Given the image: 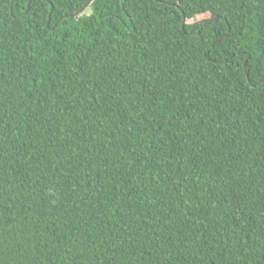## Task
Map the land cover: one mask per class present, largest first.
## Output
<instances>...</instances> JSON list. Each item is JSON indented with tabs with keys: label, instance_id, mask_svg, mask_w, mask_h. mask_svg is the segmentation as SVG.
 Returning a JSON list of instances; mask_svg holds the SVG:
<instances>
[{
	"label": "trees",
	"instance_id": "trees-1",
	"mask_svg": "<svg viewBox=\"0 0 264 264\" xmlns=\"http://www.w3.org/2000/svg\"><path fill=\"white\" fill-rule=\"evenodd\" d=\"M90 1L0 0V264H264V0Z\"/></svg>",
	"mask_w": 264,
	"mask_h": 264
},
{
	"label": "water",
	"instance_id": "water-1",
	"mask_svg": "<svg viewBox=\"0 0 264 264\" xmlns=\"http://www.w3.org/2000/svg\"><path fill=\"white\" fill-rule=\"evenodd\" d=\"M93 1H94V0H91V1L86 5L85 10L88 8V6H89ZM157 1H159V0H157ZM85 10H84V11H85ZM84 11H83V12H84ZM50 17H51V15H50ZM184 27H185V23L183 24V29H184ZM247 62H248V60L245 61V66H246Z\"/></svg>",
	"mask_w": 264,
	"mask_h": 264
}]
</instances>
